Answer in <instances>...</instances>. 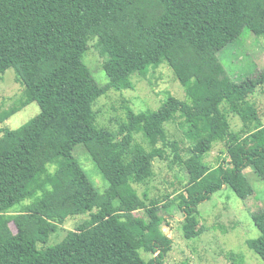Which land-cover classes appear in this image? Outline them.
I'll return each mask as SVG.
<instances>
[{
	"label": "trees",
	"instance_id": "16d2710c",
	"mask_svg": "<svg viewBox=\"0 0 264 264\" xmlns=\"http://www.w3.org/2000/svg\"><path fill=\"white\" fill-rule=\"evenodd\" d=\"M245 30L264 36V0H0V77L13 69L24 104L39 107L17 130L1 126L16 109L0 114V264H164L173 244L161 230L168 224L164 211L184 213L183 237L190 240L205 232L196 215L213 194L229 188L248 200L253 189L244 171L264 180L263 123L251 102L264 91V69L235 81L217 60ZM92 42L104 59L102 86L84 62ZM160 64L190 102L169 95L157 110L128 111L116 131L96 126L99 98L131 89L134 74ZM225 112L240 120L238 133ZM169 123L187 143L181 154L179 143L170 142L186 178L184 195L177 203L152 198L136 217L129 207L134 185L153 177V162L162 158L156 143ZM220 142L228 143L230 157L211 175L205 157ZM78 145L106 182L102 194L73 156ZM95 206L60 243L46 246L59 229L48 216ZM251 218L259 236L247 246L264 262V208ZM143 243L146 262L138 251Z\"/></svg>",
	"mask_w": 264,
	"mask_h": 264
},
{
	"label": "rangeland",
	"instance_id": "374dc122",
	"mask_svg": "<svg viewBox=\"0 0 264 264\" xmlns=\"http://www.w3.org/2000/svg\"><path fill=\"white\" fill-rule=\"evenodd\" d=\"M217 58L233 80L243 81L250 78L264 69V36L254 37L245 30L238 40L221 50ZM84 62L98 85L102 86L108 82L103 69L104 59L99 55L94 42L90 44L84 56ZM145 74V76L137 74L132 76L131 89L111 90L95 102L93 110L96 126L116 131L119 123L126 121L128 111L139 113L157 110L169 95L181 101L190 102L184 87L165 64L150 67ZM25 99L23 88L16 81L14 70H7L0 77V114L16 110L1 126L17 130L39 114L38 105L34 102L24 104ZM251 102L255 104L263 123L260 133V137L263 138L264 91L256 92L251 97ZM225 114L230 130L238 133L242 128L238 117L228 112ZM182 138L183 135L175 124L169 123L164 127L163 139L158 138L156 143L162 158H156L153 162V177L145 185H134L136 196L129 206L134 216H142V203L147 204L152 198H158L161 203H177L184 195L182 184L185 183L186 178L178 164L174 162V151L170 144L171 141L178 142L181 148L180 153L184 154L187 143ZM135 139L145 150H150L141 135H136ZM227 147L228 143H216L206 155L205 162L213 167L211 175L217 170L223 158L230 157ZM232 150L234 151L235 148ZM73 156L96 191L102 194L106 189V182L84 147L78 145ZM244 175L253 189V195L243 201L229 188H223L213 194L210 200L201 203L196 216L199 227L202 226L205 232L197 238L186 240L183 237L184 213L182 211L175 208L168 209L167 213L164 211L168 224L161 230L173 241L172 249L166 256L164 264H264L247 246L248 240L259 236L251 215L264 208V180L259 179L250 169H246ZM31 203L32 201L28 200L20 207L16 206L12 212L21 211ZM95 209H97L96 206L80 215H71L70 210H58L48 216L47 219L55 223L59 229L51 234L46 246L52 247L60 243L66 231L74 229L85 221ZM10 228L14 233L16 232L13 224H10ZM143 245H139L138 251L146 262L151 256L145 251L144 243Z\"/></svg>",
	"mask_w": 264,
	"mask_h": 264
}]
</instances>
